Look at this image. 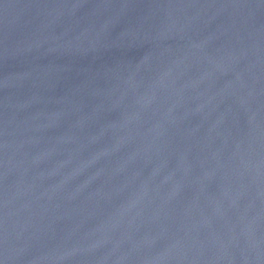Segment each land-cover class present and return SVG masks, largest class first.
Returning <instances> with one entry per match:
<instances>
[{"label":"water","instance_id":"water-1","mask_svg":"<svg viewBox=\"0 0 264 264\" xmlns=\"http://www.w3.org/2000/svg\"><path fill=\"white\" fill-rule=\"evenodd\" d=\"M0 264H264V0H0Z\"/></svg>","mask_w":264,"mask_h":264}]
</instances>
